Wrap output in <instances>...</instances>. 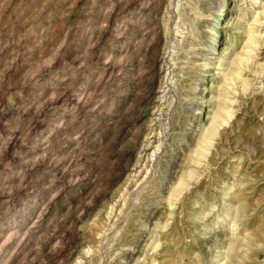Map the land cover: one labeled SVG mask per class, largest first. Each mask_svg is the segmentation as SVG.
Segmentation results:
<instances>
[{"label":"rangeland","instance_id":"rangeland-1","mask_svg":"<svg viewBox=\"0 0 264 264\" xmlns=\"http://www.w3.org/2000/svg\"><path fill=\"white\" fill-rule=\"evenodd\" d=\"M0 264H264V0H0Z\"/></svg>","mask_w":264,"mask_h":264}]
</instances>
